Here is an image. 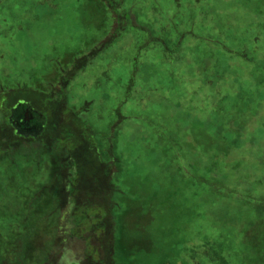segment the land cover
Listing matches in <instances>:
<instances>
[{"label":"rangeland","instance_id":"1","mask_svg":"<svg viewBox=\"0 0 264 264\" xmlns=\"http://www.w3.org/2000/svg\"><path fill=\"white\" fill-rule=\"evenodd\" d=\"M263 1L0 0V133L10 132L6 117L12 98L7 93L13 91L17 100L34 105L43 119V145L58 135L55 146L72 155L63 167L75 176L80 204L77 200L69 221L78 227L73 230L69 221L65 226L63 219L59 236L79 238L60 247V252L66 248L65 254L71 253L68 261L55 254L57 264L108 262L106 233L99 235L101 227L92 230L106 216L94 175L99 160H105L100 151L111 144L113 156L104 175L113 188L111 236L118 247V264H200L199 255L205 262L218 257L214 264H263L264 164L256 165L258 158L248 157L250 162L244 163L255 175L238 182L239 174L227 176L237 158L234 154L220 158L229 163L228 172L212 177L209 151L201 162L195 155L209 141L200 133L197 139L193 130L209 127L206 116L212 111L196 90L197 79L203 76L212 83L232 75L236 80L245 56L264 53ZM135 14L141 15L139 20L146 16L159 23L139 25ZM255 18L259 26L252 23ZM117 19L120 25L113 27ZM68 70L74 73L65 83L67 101L81 111L87 127L62 101L58 85ZM233 82L239 91L246 85ZM28 89L55 90L41 104L37 95L26 93ZM242 92L214 105L236 109ZM257 125L255 119L244 123L246 138L254 135ZM189 132L194 150L186 144ZM64 153L49 156L34 175L33 187L26 179L11 183L7 191L0 186V196H8L0 209L2 228L19 231L16 221L54 215L51 208L43 213L41 203L29 204L37 200L25 195L29 190L42 191L44 204L63 208L56 184L48 186ZM11 157L17 164L23 161L15 150ZM30 166L25 173L32 176ZM224 175L231 179L224 181ZM258 178H263L262 184L254 186ZM42 232L36 231L38 238ZM43 235L48 237V232ZM21 242L13 236L7 255L14 252L17 257ZM43 245L32 254L37 257L32 264L51 262L50 239Z\"/></svg>","mask_w":264,"mask_h":264},{"label":"trees","instance_id":"2","mask_svg":"<svg viewBox=\"0 0 264 264\" xmlns=\"http://www.w3.org/2000/svg\"><path fill=\"white\" fill-rule=\"evenodd\" d=\"M198 2V1H197ZM262 2V0H261ZM260 2V3H261ZM196 3V2H195ZM264 4V1H263ZM143 13V12H142ZM134 19H137L139 22V25L143 26H149V25H158L159 22L150 20L146 16L143 20H139L140 14H135ZM264 16V13H263ZM261 17V16H260ZM264 19V18H263ZM120 20L118 19L114 22L113 27H118L120 25ZM116 23V24H115ZM255 25H260L259 19L255 18V20L252 22ZM146 27H142V30H145ZM255 40H258L256 38ZM106 47V46H105ZM102 47V48H105ZM101 48V49H102ZM255 63V65H254ZM74 70V68H72ZM68 70V76L65 77V74L63 75V78L68 82L70 81L71 75L74 73V71ZM238 70V69H237ZM239 71V70H238ZM236 74V73H234ZM230 78H223L222 76L217 82H208L205 81L203 76L201 78L197 79V83L195 85L197 86V92L202 94L205 99L209 102L208 107L212 108V111L208 112V120L210 119L209 127L203 126V127H197L193 128V130H196V137L198 139V134L204 135L205 138H207V142L209 141V146L206 148H200L198 147L195 155L197 157V162H201L203 158H200L203 153H206V151H209L210 153V163H209V173L212 177H219L222 172L227 171V167L229 166V163L220 160V158L228 159L231 158L234 154L237 155V158L233 164L230 165L231 174L228 172L227 176H236L234 173L239 174L238 182H241V180H248V175L254 176L251 172L252 168L247 166L244 162H250L247 160L248 157H251V159L258 158L256 165L264 164V53L261 54H248L245 56L243 65L240 68L239 73L236 74V80L231 75ZM63 80V79H62ZM233 80L237 83L244 82L246 85L244 87V93L243 97L241 98L240 105L236 107V109H232L227 106H217L214 105L218 100H221L224 97H237L238 94L242 90L239 91V88L237 85H233ZM64 82V80H63ZM63 84V83H62ZM29 91H25L26 93H33L37 95L38 99L41 100L40 103H44L45 98L48 97L47 94L41 93L40 91L28 89ZM12 92L7 93V96L9 98H12L9 107L11 108L14 106L17 102L21 100H17L15 96L12 95ZM44 101V102H43ZM26 102V101H25ZM92 102V101H91ZM27 105H30L34 108V105L26 102ZM57 110V109H56ZM72 110V109H71ZM74 115V114H73ZM76 118L75 120L79 123L86 126L82 121H80L79 118ZM249 119H255L257 121V131H254V135H249V137H245L246 134L243 133L242 126L244 123H248ZM7 123V122H6ZM8 128H10L9 133H0V186L1 190L7 191L8 186L14 185L16 181L19 183V181H24V179L27 180V186L33 187V183L36 179L34 178V175L38 173V169L41 165H43L45 162H47V159L49 156L55 152H62L64 153V150H61L58 148V146H55V143L57 142L58 135L53 139L47 140L46 143H48V146L43 145V141H45L46 137L44 135V132L34 140H25L24 138L18 137L13 133V130L9 123ZM87 127V126H86ZM244 135V136H243ZM189 138V141H187V145L192 142V137L189 132L187 133V137ZM191 138V139H190ZM246 139V140H245ZM259 145L256 147V145ZM191 148L194 150L193 145H191ZM102 149V148H101ZM17 151L21 153V158L23 159L21 164H17V162L14 160L13 157H11V154L13 151ZM29 152V155L28 153ZM34 153V156H31V153ZM100 152H102L105 160L103 161L99 160L98 167L99 172L97 175H94V180L96 184H99V188L97 191V196L100 197V205L103 206V208L106 210L105 218L103 221H100L98 225L93 228L92 231L98 230L101 227V233L99 235H104L105 232L107 241L110 243V252L107 256V264H118L117 259L120 258V256L116 253L118 250V247L115 246L114 239L112 238L111 234L114 235V224H113V217L110 215V209L112 207V201L110 199V191L112 192L113 188L109 184V178L107 175H104L106 167V163H108V158L112 160V144L108 147V149L105 148V151L102 149ZM41 154V155H40ZM65 154V153H64ZM100 155V154H99ZM259 156V157H258ZM71 159L72 155L66 153L63 158ZM98 160V159H97ZM34 166L32 169V176L25 173L26 171L29 173V169H31V166ZM245 164V165H244ZM207 165V164H205ZM208 166V165H207ZM247 166V167H246ZM246 167V168H245ZM245 168V169H244ZM17 169L16 171L17 175H14L13 171ZM57 172L54 175V179L51 182V184L48 186L51 188L54 187L53 183L56 184V188H58L57 192L59 193L60 190L67 194V197H65L67 200L63 203V208L60 209L57 204L47 203L44 204L46 197L44 193H41L40 191H37L36 193H30V190L27 191L25 195L29 197H36L33 202L29 203L33 205L41 203L42 207L44 206V212L49 211V208H51V212L54 215L49 214H43L42 217H37V221L34 222L35 219H29L28 217L23 219L22 221H19L16 223L20 224L19 228L20 230H7L5 228H2L0 226V264H32L33 262H36L37 257L32 255L34 251L42 249L44 247L43 240H47V238L50 239L51 242V249L48 250L47 259H51V262H45L40 264H57L58 259H56L55 254H60L61 258H64L68 261V254L71 253V251L65 254L66 248L60 252V247L62 248L66 244H68L70 241L74 240L75 237H72V233H70V240L69 239H61L60 234L63 233L62 229L63 226L59 222H63L64 225L68 224V221L70 220V216L74 215V212L76 210L75 203L79 198H77V193L75 190V176H70L65 172V168L63 167V164L59 163L57 165ZM259 169V168H258ZM56 171V170H55ZM234 172V173H233ZM218 173V174H217ZM226 175H224L223 180L226 181L227 179H231L230 177L227 178ZM30 180V182H29ZM263 178H258V180L255 181V185L262 184ZM229 182V181H228ZM236 182L235 180L232 181ZM230 183V184H232ZM68 187V189H67ZM12 188V187H11ZM63 188V189H62ZM255 189V188H254ZM253 189V190H254ZM10 193V192H9ZM6 195V196H3ZM2 196H0V209L2 211L1 207H4L5 201L8 196L7 193H3ZM72 203L74 204L72 206ZM80 204V201L77 202ZM41 207V208H42ZM7 208V207H6ZM32 209V207H31ZM46 210V211H45ZM53 217V218H51ZM61 220V221H60ZM70 222V221H69ZM34 224H37L36 226ZM71 224V228L75 230L73 223ZM47 225V228L44 229ZM64 226V227H65ZM42 239L41 237L38 238L36 235V231L42 230ZM91 234V229H88ZM48 232V237L44 236L43 233ZM23 233V234H22ZM12 234V236H10ZM20 234V235H19ZM36 235V236H35ZM47 235V234H46ZM63 235V234H62ZM13 236H19V238L22 240L20 243L21 249H18L17 257H15L14 252L12 254L13 260H10L7 256L6 247L10 245L11 238ZM81 237V236H80ZM79 238V237H76ZM75 238V239H76ZM97 239V238H96ZM98 242H101L99 239H97ZM102 240V239H101ZM68 241V242H67ZM42 243L39 247H36L38 243ZM7 245L4 247L3 244ZM61 244V245H60ZM102 246V245H101ZM45 250V249H44ZM193 254L195 253L192 251ZM7 257V258H6ZM197 261H199L200 264H214V259L210 258L209 262L203 261L202 258H200V255L198 258H196ZM100 264H103L99 262ZM169 263V262H168ZM264 264V258H262V262ZM63 264H65L63 262ZM68 264H74L73 262H70ZM77 264H80L77 262ZM84 264L86 263L84 260ZM95 264V263H92Z\"/></svg>","mask_w":264,"mask_h":264},{"label":"flooded vegetation","instance_id":"3","mask_svg":"<svg viewBox=\"0 0 264 264\" xmlns=\"http://www.w3.org/2000/svg\"><path fill=\"white\" fill-rule=\"evenodd\" d=\"M62 79L64 80V82L63 80L61 81V84L58 85V89L62 90L64 93V97L62 99L63 103H65L64 106L67 105L68 110L72 109L75 112V115L79 113L78 118L84 123V120L81 117V111L70 106L69 102L67 101V95L65 92V83L67 81L64 78ZM55 89H52L51 91ZM40 92L47 95L49 94V92ZM42 120L43 119L41 118L40 114H38L32 106L27 105L25 101H19L14 106H12L9 109L8 115L6 117V122L10 124L13 133L18 137L24 138L25 140H34L42 134L44 130ZM65 159L67 158H63L58 163H66L67 161ZM60 197L62 199L61 202H66L67 199L65 197H67V194L64 192V189L63 191L60 190L59 198Z\"/></svg>","mask_w":264,"mask_h":264}]
</instances>
